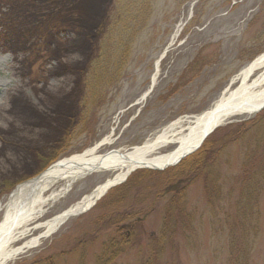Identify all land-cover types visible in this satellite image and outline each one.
I'll list each match as a JSON object with an SVG mask.
<instances>
[{
  "label": "rangeland",
  "instance_id": "obj_1",
  "mask_svg": "<svg viewBox=\"0 0 264 264\" xmlns=\"http://www.w3.org/2000/svg\"><path fill=\"white\" fill-rule=\"evenodd\" d=\"M132 2L0 0V44L15 56L5 54L16 65L8 67L0 57V97L5 100L10 91L17 97L10 108L0 110L6 115L0 119V203L19 183L108 135L114 142L100 152L130 148L182 116L203 112L247 63L264 52V0ZM122 17L139 20L137 31L124 27ZM164 52L161 75L139 102L152 85L156 62ZM15 73L18 77L13 79ZM22 87L34 99L15 91ZM242 124L245 137L229 139L204 171L219 182L222 199H214L218 205L208 201L203 175L184 184L183 206L191 224H183L172 237L168 234L161 264H229L230 227L237 216L238 198L237 191H230L235 184L231 176L239 171L250 148L264 146V109L248 119L221 125L210 135ZM68 132L71 136L62 144ZM56 152L60 156L43 167L44 159ZM171 167L176 165L165 170ZM111 175L92 173L77 181L37 223L80 200ZM162 177L150 173L139 191L119 202L124 211L131 210L127 216L136 219L137 234L145 243L160 233L167 204L176 192L158 195L145 185H159ZM127 180L110 188L92 208L71 217L13 264H48L46 259L52 264H96L104 241L115 235L114 222L122 218L128 223L126 215L117 216L114 209L118 208L107 206L110 197H117L116 191L111 192ZM256 205L252 201L249 206L252 224L248 230L254 238L248 264H264V183ZM107 212L111 219L100 220ZM126 230L130 234L129 227ZM41 231L33 229L27 239ZM136 241L118 264H141L140 241Z\"/></svg>",
  "mask_w": 264,
  "mask_h": 264
},
{
  "label": "bare ground",
  "instance_id": "obj_2",
  "mask_svg": "<svg viewBox=\"0 0 264 264\" xmlns=\"http://www.w3.org/2000/svg\"><path fill=\"white\" fill-rule=\"evenodd\" d=\"M5 54L15 58L9 49L0 44V57L4 59L6 66L16 68L15 59L11 62L9 61L11 57ZM165 56L164 52L157 60L152 85L139 102L144 101L156 85L161 75V62ZM14 77H18V74H13V79ZM2 85L0 83V88ZM18 90L34 99L33 95L28 93L27 87L17 88L15 91ZM0 98L1 111L10 108L17 99L15 93L12 94L11 91L5 100ZM263 106L264 52L247 63L214 103L203 112L182 116L153 132L142 143L130 148L100 152L104 145L114 142L113 136L108 135L85 151L64 157L38 175L19 183L6 200L0 203V211L3 212L0 221V264H13L28 250L40 246L67 220L92 208L111 187L121 183L134 171L141 168L164 169L180 162L189 156L187 153L200 146L206 134L216 126L238 119H248L257 114ZM5 117L6 115L1 112L0 119ZM7 127H11V124L5 128ZM102 172H111L112 175L80 200L55 216L37 223L49 208L70 192L77 181L89 174ZM37 228L42 229L40 234L27 239L30 232Z\"/></svg>",
  "mask_w": 264,
  "mask_h": 264
},
{
  "label": "trees",
  "instance_id": "obj_3",
  "mask_svg": "<svg viewBox=\"0 0 264 264\" xmlns=\"http://www.w3.org/2000/svg\"><path fill=\"white\" fill-rule=\"evenodd\" d=\"M135 3L136 0H134L131 5ZM133 20L134 19L129 17H122L121 23L124 24V27L132 26L134 30L137 31V28L140 25L138 22L140 21ZM233 129H224L222 132L220 130L216 131V133L207 138L198 151L184 158L178 165H176V167H171L165 171L150 169L136 170L122 186L115 188L111 193L113 194L116 191L117 197H110L107 206L118 208L114 209L117 211L118 217L127 216V213L130 214L131 211H124V209L119 206V202L125 200L132 192L139 191V187L144 183L143 179L148 177L150 173L163 175L159 185L155 182L152 184H145L148 187L152 186L153 189H156V194L163 195L173 190H176V192H174L167 204L163 227L156 237L147 240L146 243L140 241L139 234H137V224H134L136 219H131L127 216V218H129L128 223H123L120 220L122 218H118V220L114 222V226L117 227L115 235L110 236L104 241L103 249L96 256V264H118L124 252H126L128 248L136 245L135 240L138 242L140 241L138 247L140 250L141 264H161L167 252L165 247L168 241V234L172 237L175 233L180 231L183 224H191L190 222L192 218L190 213L187 211L186 207L183 206L186 189L184 184L192 178L203 175L204 192L208 201L216 204L217 201H214V199H222V189L219 182L216 178H210L208 172L204 171L208 170V165L211 159L218 155L229 139H240L245 137L246 131L244 132L243 130L245 129L243 124L238 126L237 129ZM69 136H71L70 132L64 135L62 144L67 142ZM59 156V152L54 153L52 157L49 156L51 157L50 159H44L45 163H43L42 166H48ZM231 178L235 181V184L230 191H232L233 194H236L237 191L238 198L235 202L236 210H234L237 216L235 222L232 223L230 227V243L228 244L229 250L227 262L229 264H248L250 259L249 247L254 238L248 230V227L252 224L248 219L250 214L249 206L252 201L257 203L256 206L260 204V196L263 192L264 183V146L258 144L256 147H252V149L250 148L241 168L237 173H234ZM139 179L142 180L138 181ZM147 182L149 183L150 181ZM127 186H129V189L125 190V187ZM216 205H218V203ZM111 217V214L107 212V214L101 215V218L99 219L110 220ZM128 227L130 234H127L128 231L126 228ZM39 260L40 258H37L35 263H38ZM46 260L48 261V264H52L48 259Z\"/></svg>",
  "mask_w": 264,
  "mask_h": 264
},
{
  "label": "water",
  "instance_id": "obj_4",
  "mask_svg": "<svg viewBox=\"0 0 264 264\" xmlns=\"http://www.w3.org/2000/svg\"><path fill=\"white\" fill-rule=\"evenodd\" d=\"M263 108V107H262ZM219 126H221V125H218V127ZM217 126L214 128V129H212L210 132H208L207 134H206V136H205V138H204V140L202 141V143L200 144V146H198V147H196V149H194L193 151H191V152H189V153H187V154H191V153H193V152H195L196 150H198L200 147H201V145L204 143V141L207 139V137L212 133V132H214V130H216V128H218ZM184 158V157H183ZM182 158V159H183ZM177 163H179V161L177 162ZM177 163H175V164H177ZM151 169H159V170H162L163 168H151ZM126 179H127V177H126ZM125 179V180H126ZM125 180H123L122 182H124Z\"/></svg>",
  "mask_w": 264,
  "mask_h": 264
}]
</instances>
